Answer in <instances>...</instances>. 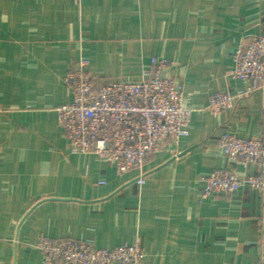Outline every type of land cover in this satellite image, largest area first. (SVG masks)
<instances>
[{"label":"crops","instance_id":"0c3cea01","mask_svg":"<svg viewBox=\"0 0 264 264\" xmlns=\"http://www.w3.org/2000/svg\"><path fill=\"white\" fill-rule=\"evenodd\" d=\"M264 32V0H0V264H44L40 237L113 249L141 239L144 264H264V205L256 192L203 198L215 170L258 173L229 161L225 134L264 129V89L213 116L212 95L234 79L241 43ZM154 57L175 65L189 135L119 174L75 154L58 108L81 58L100 84L139 82Z\"/></svg>","mask_w":264,"mask_h":264},{"label":"built area","instance_id":"2783aa9c","mask_svg":"<svg viewBox=\"0 0 264 264\" xmlns=\"http://www.w3.org/2000/svg\"><path fill=\"white\" fill-rule=\"evenodd\" d=\"M88 66L89 61L81 58L66 74L64 82L72 101L58 108L59 123L73 153L94 154L119 174L139 170L136 183L141 187L146 183L143 169L147 159L165 149L178 158L181 154L176 149L189 135L193 110L184 106L175 65L166 58L154 57L141 81L106 84H100L88 72ZM232 76L244 84V89L212 95L206 108L211 115H221L240 99L264 89V32L238 47ZM218 145L229 161L245 170L257 165L258 173L239 175L215 170L202 178L203 198L232 195L247 188L256 192L264 205V129L249 139L225 134ZM37 248L44 264H144L146 259L140 238L133 244L100 249L88 240L40 237Z\"/></svg>","mask_w":264,"mask_h":264}]
</instances>
